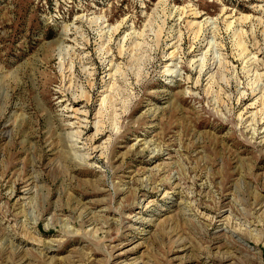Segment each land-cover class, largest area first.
<instances>
[{"label": "rangeland", "instance_id": "rangeland-1", "mask_svg": "<svg viewBox=\"0 0 264 264\" xmlns=\"http://www.w3.org/2000/svg\"><path fill=\"white\" fill-rule=\"evenodd\" d=\"M0 264H264V0H0Z\"/></svg>", "mask_w": 264, "mask_h": 264}, {"label": "bare ground", "instance_id": "bare-ground-1", "mask_svg": "<svg viewBox=\"0 0 264 264\" xmlns=\"http://www.w3.org/2000/svg\"><path fill=\"white\" fill-rule=\"evenodd\" d=\"M231 23V22H230ZM200 28V27H199ZM140 35V34H139ZM72 53V52H71ZM80 94H79V98H80ZM77 97V96H76ZM83 97V96H82ZM86 97V96H85ZM84 99V98H83ZM88 98H86L87 101ZM103 103V102H102ZM76 109V108H75ZM86 112V111H85ZM99 112V111H98ZM75 113H82L80 110H77ZM85 114V113H84ZM96 116V115H95ZM99 116V115H98ZM78 118V117H77ZM71 127V126H70ZM86 128V127H85ZM81 132V131H80ZM94 138V137H93ZM92 143V142H91ZM91 147V146H90ZM89 147V153L90 155L95 154L98 150L96 147L92 146L91 148ZM88 158V157H87Z\"/></svg>", "mask_w": 264, "mask_h": 264}]
</instances>
